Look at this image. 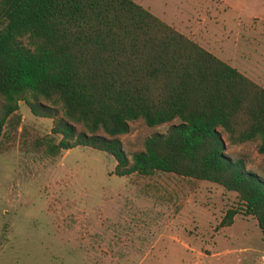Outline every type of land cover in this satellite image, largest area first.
<instances>
[{"label": "trees", "instance_id": "16d2710c", "mask_svg": "<svg viewBox=\"0 0 264 264\" xmlns=\"http://www.w3.org/2000/svg\"><path fill=\"white\" fill-rule=\"evenodd\" d=\"M0 97V135L22 100L53 118L50 152L87 145L112 155L116 175L218 183L240 201L219 225L239 209L264 234V171L228 155L220 134L264 153V87L134 0H0ZM136 118L177 122L128 159L116 135Z\"/></svg>", "mask_w": 264, "mask_h": 264}, {"label": "rangeland", "instance_id": "374dc122", "mask_svg": "<svg viewBox=\"0 0 264 264\" xmlns=\"http://www.w3.org/2000/svg\"><path fill=\"white\" fill-rule=\"evenodd\" d=\"M134 1L264 87V0ZM17 104L0 135V264H264L251 215L219 225L240 206L234 191L158 170L116 175L112 155L87 145L50 152L53 118ZM174 122L132 119L116 138L129 159ZM220 134L228 155L264 171L257 140Z\"/></svg>", "mask_w": 264, "mask_h": 264}]
</instances>
